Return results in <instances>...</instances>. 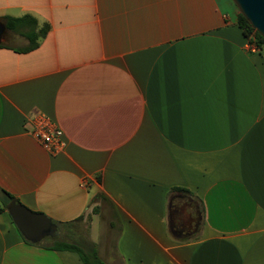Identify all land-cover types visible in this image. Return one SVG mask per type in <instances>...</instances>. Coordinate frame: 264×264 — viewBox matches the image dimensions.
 Wrapping results in <instances>:
<instances>
[{"label":"crops","instance_id":"crops-1","mask_svg":"<svg viewBox=\"0 0 264 264\" xmlns=\"http://www.w3.org/2000/svg\"><path fill=\"white\" fill-rule=\"evenodd\" d=\"M238 15L233 0H0L1 22L47 29L31 50L8 29L0 44V264H84L29 243L8 196L99 238L109 210L123 264H264V47L249 52ZM38 115L59 153L32 135ZM184 204L198 223L177 233Z\"/></svg>","mask_w":264,"mask_h":264},{"label":"water","instance_id":"water-1","mask_svg":"<svg viewBox=\"0 0 264 264\" xmlns=\"http://www.w3.org/2000/svg\"><path fill=\"white\" fill-rule=\"evenodd\" d=\"M233 1L250 26L264 38V0ZM5 32L6 25L0 21V44L5 39ZM7 210L23 237L33 244L61 235L60 227L48 216L31 211L16 199L8 203Z\"/></svg>","mask_w":264,"mask_h":264},{"label":"trees","instance_id":"trees-1","mask_svg":"<svg viewBox=\"0 0 264 264\" xmlns=\"http://www.w3.org/2000/svg\"><path fill=\"white\" fill-rule=\"evenodd\" d=\"M4 24L6 25V29L11 30L19 35L25 36L27 39H29L30 44L27 48H25V50H31L36 48L38 45L37 38L39 36L43 37L47 31L46 28H43L39 32H36L37 22L31 16H23L20 18L7 17L4 19ZM238 26L243 31L247 39H251L260 48L264 47V38H262V36H260L259 33L250 26L248 21L240 14V12L238 15ZM177 191L183 192V190H177ZM8 199H9L8 203L14 200V198H12L11 196H8ZM83 219H84L83 217H80L72 222H66L60 224L61 227L63 226L66 228V231L68 233L67 234L68 238H71L75 234L72 231V227L74 226V224H76L77 222ZM34 245H44V244H42L41 241ZM46 246L55 250L75 252L80 256L84 264H105V262L100 258L98 254V249L96 244L93 242L80 243L79 241H75V240H70V241L56 240L53 242V244Z\"/></svg>","mask_w":264,"mask_h":264},{"label":"rangeland","instance_id":"rangeland-1","mask_svg":"<svg viewBox=\"0 0 264 264\" xmlns=\"http://www.w3.org/2000/svg\"><path fill=\"white\" fill-rule=\"evenodd\" d=\"M8 42L12 43L13 45L15 44L14 42ZM101 210L102 208L99 209V211ZM100 216L101 223L104 228L101 238L98 237L100 233L99 223L95 225L94 231L91 232V220L89 218H84L83 220L74 224V226L72 227V231L75 234L71 238H68L66 228L60 226L61 235H59L58 237L45 238L44 240H42V244L51 245L56 240H75L79 241L80 243L98 241V246L96 245L98 249V254L100 258L105 262V264H123L121 258L116 254L115 250L117 232L116 230H111L108 225V222L111 218L109 210H102Z\"/></svg>","mask_w":264,"mask_h":264},{"label":"built area","instance_id":"built-area-1","mask_svg":"<svg viewBox=\"0 0 264 264\" xmlns=\"http://www.w3.org/2000/svg\"><path fill=\"white\" fill-rule=\"evenodd\" d=\"M247 48L249 52H258V46L251 39H249ZM32 135L39 140L51 154L59 153L65 146L63 131L45 115H38L35 118Z\"/></svg>","mask_w":264,"mask_h":264},{"label":"flooded vegetation","instance_id":"flooded-vegetation-1","mask_svg":"<svg viewBox=\"0 0 264 264\" xmlns=\"http://www.w3.org/2000/svg\"><path fill=\"white\" fill-rule=\"evenodd\" d=\"M5 37H6V35H5ZM182 208L184 209V211H182V213H180L179 216L182 215L184 221H183V223H182V225L180 227L175 226V229H176L175 231L177 233H181V232L184 231V229L188 228L189 229L188 230L189 233L193 232L195 230L196 226H197L198 217L196 215L193 217V214L187 215V213H186V209L187 208H186L185 204H184V207H182ZM177 213H178V211H177V208L175 206V207H173V215L175 216V214H177Z\"/></svg>","mask_w":264,"mask_h":264}]
</instances>
